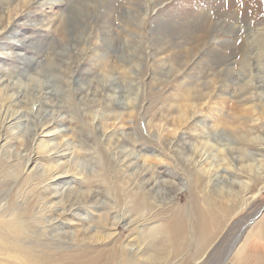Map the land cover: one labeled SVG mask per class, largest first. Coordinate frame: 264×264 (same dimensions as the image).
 Segmentation results:
<instances>
[{"label": "rangeland", "instance_id": "1", "mask_svg": "<svg viewBox=\"0 0 264 264\" xmlns=\"http://www.w3.org/2000/svg\"><path fill=\"white\" fill-rule=\"evenodd\" d=\"M88 1L0 0V264H264V0Z\"/></svg>", "mask_w": 264, "mask_h": 264}, {"label": "bare ground", "instance_id": "2", "mask_svg": "<svg viewBox=\"0 0 264 264\" xmlns=\"http://www.w3.org/2000/svg\"><path fill=\"white\" fill-rule=\"evenodd\" d=\"M81 1H85V0H81ZM86 1H88V0H86ZM97 0H94L93 2H96ZM88 2H90V1H88ZM84 3V2H83ZM96 4V3H95ZM83 6V5H82ZM85 8V7H84ZM17 118V117H16ZM19 119H20V117L19 118H17V120L19 121ZM64 173V172H63ZM61 177H64V176H58V178H60L61 179ZM256 178H258V179H260V178H262V176H258L257 175V177ZM156 183L157 182H155V185H156ZM147 185V184H146ZM241 188H243L244 190H246L247 188H246V186H244V185H242L241 186ZM259 196H261V194H258V195H256V197H259ZM123 216H122V220H123ZM114 224H118V222H116V223H114ZM256 235V234H255ZM264 235V234H263ZM256 236H258V235H256ZM238 239V238H237ZM237 239L235 240V242L237 241ZM232 245V244H231ZM244 247H245V245L244 246H242L241 248H239V249H236V248H234V245H232L231 247H230V249H229V253L227 254V256L230 258V256L231 255H233V257H232V260L234 261V260H240L242 257H240L239 256V253L241 254L243 251H244ZM247 248H245V250H246ZM248 258L249 257H247V260H248ZM257 259H260V258H257ZM256 259V260H257ZM246 260V261H247ZM226 263V262H225ZM247 264H248V261H247Z\"/></svg>", "mask_w": 264, "mask_h": 264}]
</instances>
